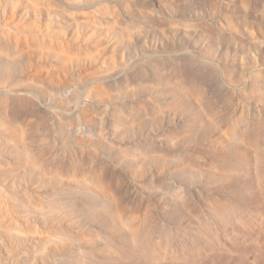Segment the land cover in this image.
<instances>
[{
    "label": "rangeland",
    "instance_id": "374dc122",
    "mask_svg": "<svg viewBox=\"0 0 264 264\" xmlns=\"http://www.w3.org/2000/svg\"><path fill=\"white\" fill-rule=\"evenodd\" d=\"M0 264H264V0H0Z\"/></svg>",
    "mask_w": 264,
    "mask_h": 264
}]
</instances>
